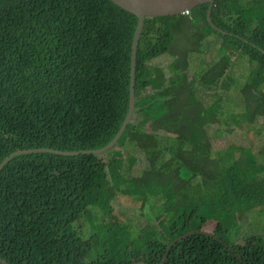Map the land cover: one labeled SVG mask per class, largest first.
<instances>
[{
    "label": "trees",
    "instance_id": "16d2710c",
    "mask_svg": "<svg viewBox=\"0 0 264 264\" xmlns=\"http://www.w3.org/2000/svg\"><path fill=\"white\" fill-rule=\"evenodd\" d=\"M209 7L146 19L135 114L115 148L20 155L0 172V259L161 264L168 254L166 264H264V0H215L211 20L222 32ZM137 26L110 0H0V164L16 151L112 142L129 111ZM241 59L251 65L244 82ZM215 97L199 113V99ZM240 118L249 128L232 130ZM210 125L241 134L216 160ZM120 195L141 204L144 227L113 221ZM209 222L214 237L203 231Z\"/></svg>",
    "mask_w": 264,
    "mask_h": 264
},
{
    "label": "water",
    "instance_id": "95a60500",
    "mask_svg": "<svg viewBox=\"0 0 264 264\" xmlns=\"http://www.w3.org/2000/svg\"><path fill=\"white\" fill-rule=\"evenodd\" d=\"M113 4L118 6L119 8L127 11L135 15L138 19V26L135 31L133 45H132V61H131V84H130V105L129 111L125 118V121L116 134L115 138L112 140L110 144L106 147L95 150V151H82V152H62L51 149H36V150H25V151H16L11 154L6 160L0 165V171L4 168L6 164H8L14 157L20 155H31L38 153H50L59 156L65 157H77L80 155H95L101 156L108 152L109 150L115 148L118 140L123 136L126 131L130 121L132 119L134 110H135V85H136V66H137V53L139 49V43L142 36V32L144 29L146 19L151 18H161V17H172L183 14L186 11H191L196 9L200 5L210 4L208 10V21L211 26L216 29L213 25L211 16L212 10L215 4V0H110ZM190 234H187L184 237L177 239L175 242L171 244L168 251L174 244L186 237ZM213 236V235H211ZM167 256H165L162 264L166 262ZM2 264H7L5 261L0 259Z\"/></svg>",
    "mask_w": 264,
    "mask_h": 264
},
{
    "label": "clouds",
    "instance_id": "9594fccd",
    "mask_svg": "<svg viewBox=\"0 0 264 264\" xmlns=\"http://www.w3.org/2000/svg\"><path fill=\"white\" fill-rule=\"evenodd\" d=\"M214 8V7H213ZM213 11V10H212ZM190 12H192V10L190 11ZM182 15H186L185 14V12L182 14ZM186 16H188V15H186ZM215 30H219L220 32H222L220 29H218L217 27H216V29ZM240 69H244L245 70V73L243 74L244 76H242V80L241 81H243L244 82V79H243V77H246L247 75H248V73H249V71H250V69H251V65H249V63H248V60L247 59H241L240 60V63L236 66V68H235V72H236V74L238 75V76H241L240 74H239V71H240ZM165 72H166V74H167V78H169L170 77V74H169V72H168V70H167V68H165ZM189 73V78H190V83H192L193 85H192V87L193 86H195L196 85V79L193 77V74H192V72H188ZM241 81H238V82H236V84H237V86L239 87V86H243L242 85V83H241ZM184 95H188V94H184ZM216 98V97H215ZM185 99H183V101H184ZM216 101H217V98L216 99H209V100H202V99H199V103L201 104V106H200V109H199V113H201V114H203V112L205 111V110H207V109H209V108H211L215 103H216ZM135 105H136V98H135ZM240 111L241 110H243L242 109V106L240 107V108H238ZM237 112H239L238 110H236ZM170 113H171V115H173L172 114V111H170ZM134 114H135V110H134V113H133V116H132V119H131V121H130V123L132 122V120H133V117H134ZM214 112H213V114L212 115H210L209 117H214ZM249 126H250V124L245 120V119H243V118H240L239 119V122H237V123H234L233 125H232V130H241V131H244V130H247L248 128H249ZM217 127H219L218 125H210L209 126V128H208V131H209V137H210V148L208 149L207 148V152H208V154H210V157H211V160H214L213 158H212V156L213 155H215V154H217L218 152H221L222 150H224L225 148H228L229 149V147L230 146H232L234 143L232 142V144H230V145H228L227 147H225V148H222V149H217L216 148V146H217V144L214 142V139L216 138V136H218V135H220V136H222L223 138H225V137H227V136H230L231 138H234L235 140H237L236 142H240V136H241V134H239V136H237V137H233V136H231V135H221L220 134V130L217 128ZM174 129V125L171 127V131ZM255 144L257 145V143H256V141H255ZM195 147V146H194ZM193 147V148H194ZM33 150H36V149H33ZM23 151H25V150H23ZM237 157H239V154H237V156H236V158ZM6 160V159H5ZM4 160V161H5ZM3 161V162H4ZM2 162V163H3ZM11 162V161H10ZM1 163V164H2ZM145 164H146V166L144 165V167L146 168L147 167V163L146 162H144ZM0 164V165H1ZM9 164V163H8ZM7 165V164H6ZM5 165V166H6ZM5 166H4V168H5ZM3 168V169H4ZM2 169V170H3ZM1 170V171H2ZM0 171V172H1ZM119 198H126V199H131V200H133L131 197H128V196H122V195H120V196H118L114 201H113V204H112V206H113V211H112V214H111V218L113 219V213H114V203L115 202H117V200L119 199ZM134 201V200H133ZM141 205V204H140ZM141 207V206H140ZM113 221H114V219H113ZM137 222H140L141 221V219H137L136 220ZM115 222V221H114ZM117 224H121L122 222H116ZM123 223H126V224H128V225H130L131 227H132V229L133 230H139L140 228H142V227H138V226H134L133 224H132V221H130V220H126V221H124ZM210 223H214V222H210ZM209 224V223H208ZM207 224V225H208ZM215 224V226H216V223H214ZM146 225V224H145ZM144 225V226H145ZM143 226V227H144ZM215 229V228H214ZM204 232H205V228H204V230H203ZM201 233V232H200ZM206 233H208V232H206ZM192 234V233H191ZM190 234V235H191ZM208 234H210V236L211 235H213V233H208ZM187 235V234H186ZM185 235V236H186ZM189 235V236H190ZM188 236V237H189ZM182 237H184V236H182ZM212 237H214V235L212 236ZM179 238H181V237H179ZM179 238H177V239H179ZM187 238V237H186ZM176 239V240H177ZM185 239V238H184ZM175 240V241H176ZM183 240V239H182ZM174 241V242H175ZM181 241V240H180ZM179 242V241H178ZM173 243V242H172ZM171 243V244H172ZM177 243V242H176ZM175 243V244H176ZM171 244L169 245V247L171 246ZM174 244V245H175ZM173 247V246H172ZM171 247V248H172ZM170 248V249H171ZM169 249V248H168ZM169 252V251H168ZM165 256H167V259H168V254H166ZM165 256H164V258H165ZM164 258H163V260H164ZM167 259H166V261H167ZM163 260H162V262H163ZM162 262H161V264H162ZM164 264H166V262L164 263Z\"/></svg>",
    "mask_w": 264,
    "mask_h": 264
},
{
    "label": "rangeland",
    "instance_id": "374dc122",
    "mask_svg": "<svg viewBox=\"0 0 264 264\" xmlns=\"http://www.w3.org/2000/svg\"><path fill=\"white\" fill-rule=\"evenodd\" d=\"M175 43H176V46L180 50H184L188 46V43L186 42V40L181 39V38L179 40L177 38ZM234 109L240 111L239 109H236V108H234ZM236 141L237 140H235L234 138H231L230 136L223 138L220 135L216 136V138L214 139V142L217 144V146H216L217 149L225 148L228 145L232 144V142L233 143L234 142L239 143ZM224 151H228V148H225L220 153H223ZM212 158L214 160L218 159L219 158L218 153L213 155ZM144 165L146 166L145 163H144ZM140 168L144 169L145 167L141 166ZM140 206H141L140 203H136L135 201H133L131 199L119 198L117 200V202L114 203V213H113L114 221L123 223L126 220H130V221H132V224L134 226L143 227L146 224V220L142 215V210H141ZM254 217H255V215L251 214L248 216V220L251 221V219ZM137 219H141V221L137 222L136 221ZM255 219H256V217H255ZM262 223H263V221H262ZM214 228H215V224L209 222V224L205 226V232L213 233Z\"/></svg>",
    "mask_w": 264,
    "mask_h": 264
},
{
    "label": "crops",
    "instance_id": "0c3cea01",
    "mask_svg": "<svg viewBox=\"0 0 264 264\" xmlns=\"http://www.w3.org/2000/svg\"><path fill=\"white\" fill-rule=\"evenodd\" d=\"M172 62V56L170 55H166V56H164L163 58H161V59H159V63L161 64V65H163L164 66V68H167L168 67V65L170 64ZM195 64H196V59H194V66H195ZM245 73V70L244 69H240V71H239V74L241 75V76H244L243 74ZM191 98H193L192 96H184L183 97V99H191ZM214 99H216V98H214Z\"/></svg>",
    "mask_w": 264,
    "mask_h": 264
},
{
    "label": "built area",
    "instance_id": "2783aa9c",
    "mask_svg": "<svg viewBox=\"0 0 264 264\" xmlns=\"http://www.w3.org/2000/svg\"><path fill=\"white\" fill-rule=\"evenodd\" d=\"M185 14L190 16V11H186Z\"/></svg>",
    "mask_w": 264,
    "mask_h": 264
}]
</instances>
